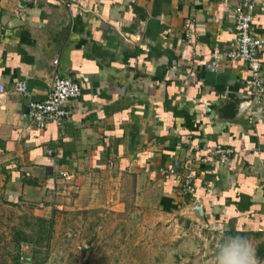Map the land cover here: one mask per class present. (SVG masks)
Instances as JSON below:
<instances>
[{
    "label": "crops",
    "instance_id": "0c3cea01",
    "mask_svg": "<svg viewBox=\"0 0 264 264\" xmlns=\"http://www.w3.org/2000/svg\"><path fill=\"white\" fill-rule=\"evenodd\" d=\"M247 1L264 42V0H0L3 196L118 203L127 190L164 221L187 211L221 232L264 233V96L254 100L244 62L212 56L236 46L233 9ZM260 61L264 71V47ZM56 75L81 96L66 122L38 129L27 105ZM217 148L232 153L222 161ZM186 166L193 196L180 190Z\"/></svg>",
    "mask_w": 264,
    "mask_h": 264
},
{
    "label": "rangeland",
    "instance_id": "374dc122",
    "mask_svg": "<svg viewBox=\"0 0 264 264\" xmlns=\"http://www.w3.org/2000/svg\"><path fill=\"white\" fill-rule=\"evenodd\" d=\"M69 193L39 206L0 192V264H214L226 235L246 237L264 264V233L221 232L192 223L187 211L164 221L127 190L118 203Z\"/></svg>",
    "mask_w": 264,
    "mask_h": 264
},
{
    "label": "built area",
    "instance_id": "2783aa9c",
    "mask_svg": "<svg viewBox=\"0 0 264 264\" xmlns=\"http://www.w3.org/2000/svg\"><path fill=\"white\" fill-rule=\"evenodd\" d=\"M252 10L253 3L248 1L233 9L237 44L233 49L224 52L223 56L220 54H213L212 56L217 60L223 57L227 60L244 62L251 72V78L247 85L254 93V100L258 102L264 96V71L260 61V53L264 47V42L252 33ZM16 91L25 94L27 84L25 82L18 83ZM80 96L81 88L77 81L70 77L56 75L52 81V90L47 98L41 102L28 103L25 116L38 129L45 128L50 122L61 125L70 118L72 113L67 108V103L78 99ZM214 153L220 155L222 161H225L232 151L217 148ZM195 155L199 161L204 160L199 152H195ZM184 171L180 185L181 193L184 196H193L196 190L195 172L190 166H186ZM169 173L173 174L174 171L170 170Z\"/></svg>",
    "mask_w": 264,
    "mask_h": 264
},
{
    "label": "clouds",
    "instance_id": "9594fccd",
    "mask_svg": "<svg viewBox=\"0 0 264 264\" xmlns=\"http://www.w3.org/2000/svg\"><path fill=\"white\" fill-rule=\"evenodd\" d=\"M214 264H259L250 241L241 235H226L215 255Z\"/></svg>",
    "mask_w": 264,
    "mask_h": 264
},
{
    "label": "water",
    "instance_id": "95a60500",
    "mask_svg": "<svg viewBox=\"0 0 264 264\" xmlns=\"http://www.w3.org/2000/svg\"><path fill=\"white\" fill-rule=\"evenodd\" d=\"M56 61H57V55L55 56V59H54V62L52 63L53 67H56ZM250 105L249 102H243L241 105H240V112H243L246 108H248V106ZM189 212L192 214L194 213L201 221L204 220V214H203V208L200 206V205H193Z\"/></svg>",
    "mask_w": 264,
    "mask_h": 264
},
{
    "label": "trees",
    "instance_id": "16d2710c",
    "mask_svg": "<svg viewBox=\"0 0 264 264\" xmlns=\"http://www.w3.org/2000/svg\"><path fill=\"white\" fill-rule=\"evenodd\" d=\"M230 234H232V235H233V234H242V235L245 234V235H246V234H253V233H252V232H230ZM256 235H258V234H256ZM261 253H263V252H262V249H261ZM263 254H264V253H263ZM263 254H262V255H263Z\"/></svg>",
    "mask_w": 264,
    "mask_h": 264
}]
</instances>
